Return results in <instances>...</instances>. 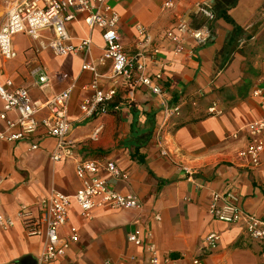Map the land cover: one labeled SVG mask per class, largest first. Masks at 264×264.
Returning a JSON list of instances; mask_svg holds the SVG:
<instances>
[{
  "label": "crops",
  "instance_id": "obj_1",
  "mask_svg": "<svg viewBox=\"0 0 264 264\" xmlns=\"http://www.w3.org/2000/svg\"><path fill=\"white\" fill-rule=\"evenodd\" d=\"M213 1L179 0L166 9V0H110L121 16L125 51L143 57L147 74L162 73L163 93L142 84L133 90L122 84L110 112L91 118L81 113L83 100L94 93L89 85L95 78L82 70L84 54L56 55L28 34L14 36L17 56L0 62V80L9 78L14 86L26 87L38 103L74 84L72 130L70 154L58 161L52 159L57 139L45 136L43 128L31 140L0 141V215L15 220L12 227L0 225V264L38 263L45 237L31 235L18 211L26 205L37 215L39 203L54 191L74 195L81 185L76 175L81 158L115 161L129 177L110 178V185L137 195L142 207L96 208L86 219L73 201L69 223L77 226L80 240L57 264H194L195 259L202 264H264L263 246L243 224L225 223L209 213L214 193L234 190L244 210L264 220V152L256 166L239 154L250 141L246 125L264 115V0H241L229 11L233 22L215 15L211 19L197 7L206 2L212 10ZM13 3L0 0V26ZM183 21L201 29L205 41L188 36L184 50L177 53L167 33ZM67 30L73 44L91 36L88 61L97 66V82L105 90L113 87L111 62H99L101 30H90L83 15L67 23ZM43 36L53 37L52 30ZM41 71L49 78L44 86ZM139 75L135 71L136 78ZM166 105L180 108L168 123ZM213 105L217 113L209 112ZM46 115L42 110L38 117ZM135 121L141 132L152 129L151 139L140 147L128 142ZM159 134L166 155L160 153ZM33 143L39 147L33 149ZM134 230L141 232V245L127 238ZM67 231L62 228V235ZM210 233L220 235L212 250L205 242Z\"/></svg>",
  "mask_w": 264,
  "mask_h": 264
},
{
  "label": "built area",
  "instance_id": "obj_2",
  "mask_svg": "<svg viewBox=\"0 0 264 264\" xmlns=\"http://www.w3.org/2000/svg\"><path fill=\"white\" fill-rule=\"evenodd\" d=\"M179 0H166L163 8H173ZM197 7L211 19L214 14L208 3H197ZM83 15L90 30L99 29L104 41L103 53L99 62H111V78L114 86L108 90L101 88L97 82L99 73L94 62L88 61L92 50L91 36L83 39L79 44L71 43L67 30V23L77 20ZM121 16L110 0H14L13 7L0 26V62L12 60L17 56L13 46V38L19 33L28 34L40 40L43 49H50L56 55H67L82 52L84 54L83 71H90L95 78L90 83L93 95L83 100L81 113L85 118H91L110 112V105L118 94V88L124 84L131 88L138 85L147 86L153 93L162 94V73L154 75L145 72L143 57H131L125 51L119 32ZM52 30L53 37L45 38L43 32ZM141 36L146 38L144 28ZM174 45V51L179 53L185 48L188 36L199 42H204L201 29L193 28L188 22H181L176 30L167 33ZM135 71H139L136 78ZM45 71L39 74L41 86L48 83ZM74 84L69 88L54 94L44 102L38 103L31 99L29 90L23 86H14L9 78L0 80V141L16 142L31 140L40 129H44L45 136L57 139V146L52 154L55 161L61 160L66 153L70 154L68 135L72 130L69 118V105ZM47 110V115L39 118L38 114ZM180 110L166 105L165 120L168 123L172 116ZM210 113H217L216 105L209 108ZM249 134L248 146L240 151V156L249 159L251 165L260 164V157L264 152V115L246 125ZM99 131L97 130L96 133ZM164 137L159 134L157 144L160 153L167 154ZM37 143L32 148L37 149ZM102 173L105 174L102 175ZM76 175L81 185L74 195L59 191L52 192L38 205V214L33 215L30 208L23 205L18 211V218L22 220L31 235H43L45 246L39 255L37 264H57L60 258L66 256L72 245L80 240L77 226L70 224V208L75 201L80 214L90 219L96 208L109 207L112 209H139L142 207L140 198L135 194H125L110 185V178L126 181L128 174L120 169L113 160L102 162L97 158H81L76 165ZM209 213L216 219L229 224H243L247 234L258 241L264 248V220L254 213L244 210L240 205V198L234 190L216 192L209 206ZM155 219L160 220L159 215ZM15 220L0 215V225L4 228L12 227ZM68 229L67 235H62L61 229ZM139 230L128 233L129 241L141 245L143 240ZM206 246L210 250L217 247L220 235L210 233L205 238ZM151 251L155 252L154 245ZM153 263L157 258L152 259ZM14 264V263H11ZM194 264H202L195 259Z\"/></svg>",
  "mask_w": 264,
  "mask_h": 264
},
{
  "label": "trees",
  "instance_id": "obj_3",
  "mask_svg": "<svg viewBox=\"0 0 264 264\" xmlns=\"http://www.w3.org/2000/svg\"><path fill=\"white\" fill-rule=\"evenodd\" d=\"M241 0H214L212 4V12L215 18H223L228 22H233L230 17L229 11L234 8ZM241 32L238 26L235 27L234 35L238 36ZM137 122H133L131 128V137L128 140L129 143L135 146L145 145L152 136V129L141 132L140 128L136 126Z\"/></svg>",
  "mask_w": 264,
  "mask_h": 264
},
{
  "label": "rangeland",
  "instance_id": "obj_4",
  "mask_svg": "<svg viewBox=\"0 0 264 264\" xmlns=\"http://www.w3.org/2000/svg\"><path fill=\"white\" fill-rule=\"evenodd\" d=\"M1 17H3V12H0V18H1ZM3 20H4V19H3ZM22 261H24V260H22Z\"/></svg>",
  "mask_w": 264,
  "mask_h": 264
}]
</instances>
